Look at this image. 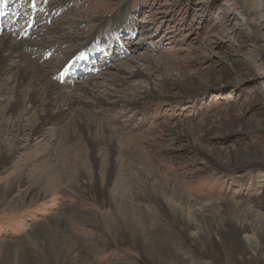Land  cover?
Segmentation results:
<instances>
[{
    "label": "rangeland",
    "instance_id": "obj_1",
    "mask_svg": "<svg viewBox=\"0 0 264 264\" xmlns=\"http://www.w3.org/2000/svg\"><path fill=\"white\" fill-rule=\"evenodd\" d=\"M2 2L18 20L0 35L81 99L46 127L62 148L56 182L40 134L27 131L15 161L0 163V264H264V0ZM14 61L0 87L15 88ZM84 87L114 96L100 105ZM139 89L150 96L135 99ZM119 99L136 103L111 107ZM78 109L117 130L112 162L102 148L95 165L84 147L64 165ZM32 117L12 122L31 129ZM6 122L0 113L12 153ZM153 196L183 207L192 229Z\"/></svg>",
    "mask_w": 264,
    "mask_h": 264
},
{
    "label": "bare ground",
    "instance_id": "obj_2",
    "mask_svg": "<svg viewBox=\"0 0 264 264\" xmlns=\"http://www.w3.org/2000/svg\"><path fill=\"white\" fill-rule=\"evenodd\" d=\"M246 13H249V11H246ZM10 35V33L0 35V82L5 73L9 70V62L14 59V67L16 69V86L13 90L6 84L0 87V97L4 98V102L7 103L6 106L0 110V113L7 116V126L6 129H4L5 136H8L9 134L11 135L14 132L16 134V148L11 153L9 144H0V163L9 164L15 161L20 151L18 144L19 138L22 135H25L27 131H29V137H32V140L36 134H40L42 142L47 144L50 148L44 153L49 165L47 172L49 173L50 178L56 182L59 178L57 175L59 173H53V162L55 158H60V154L57 151L59 147L56 146L55 139L57 138L50 134L46 127L48 126L50 127V130H52L58 122L63 121L67 113L72 110L76 101L80 100L81 97L78 93V89L72 88L67 84L60 85L48 80L42 67L36 61L30 59L29 54L22 49L21 44L16 40H13ZM152 65L155 67H161L160 65L156 66V64L153 63ZM119 78L122 80L121 77ZM81 90L84 93L93 95L100 105L108 103L105 102V96H114L108 92H104V94H97L85 87L81 88ZM134 95L135 99H139L149 97L150 93L148 90L139 89L135 91ZM116 102H113L111 107L124 106L132 108V106L135 105L136 100L123 101L122 99H119ZM30 115L35 117V121L34 124L31 125V129L28 128V125L23 123L14 124L12 122V118L17 116L26 122V118L24 119V116L29 118ZM16 119L18 120V118ZM100 126H103L102 129ZM67 127L69 130L67 133V137L69 138L68 142L72 146L71 149L74 155L73 157L69 156L73 160L69 159L68 161L64 160L63 162V159H59V161L56 159L55 162L58 161L61 166H63V163L64 165H67L72 161H76L78 163L82 162L83 159L86 158L83 153L84 147L87 157L95 165L99 164L102 159V156H100L101 154L99 155V151H101L102 148H106L104 151V160L106 163L112 162L114 155L119 152L117 141L115 140L116 138H119V136L116 134V136H114V133H116L117 130L114 127L100 123V121H97V119L93 117L92 113H87L84 109L80 110L72 117V120ZM62 129L64 130V128ZM53 143H55V147L53 146ZM81 143H85L86 145H81ZM67 152L68 151H65L64 154L69 155ZM25 160L31 161V156H27ZM152 199L167 215H171L175 218L181 217L180 219H182V222H180V219L178 221L186 232H189L192 229L194 225L191 219L192 217L190 215H185L183 207L181 208L180 206H176L174 202L163 204L155 196H153ZM188 204L189 201L185 202L186 206H188ZM128 219H131L132 222H137L139 216L135 211H132Z\"/></svg>",
    "mask_w": 264,
    "mask_h": 264
}]
</instances>
